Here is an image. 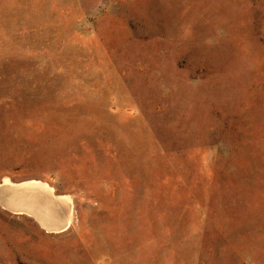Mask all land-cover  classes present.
Listing matches in <instances>:
<instances>
[{
	"label": "rangeland",
	"instance_id": "rangeland-1",
	"mask_svg": "<svg viewBox=\"0 0 264 264\" xmlns=\"http://www.w3.org/2000/svg\"><path fill=\"white\" fill-rule=\"evenodd\" d=\"M6 179L0 264H264V0H0Z\"/></svg>",
	"mask_w": 264,
	"mask_h": 264
},
{
	"label": "crops",
	"instance_id": "crops-1",
	"mask_svg": "<svg viewBox=\"0 0 264 264\" xmlns=\"http://www.w3.org/2000/svg\"><path fill=\"white\" fill-rule=\"evenodd\" d=\"M33 196L32 188H15L2 185L0 186V207L6 213L22 219L32 216L41 222L43 228L63 232L69 221L66 213L57 207L45 206L43 208L35 204Z\"/></svg>",
	"mask_w": 264,
	"mask_h": 264
},
{
	"label": "bare ground",
	"instance_id": "bare-ground-1",
	"mask_svg": "<svg viewBox=\"0 0 264 264\" xmlns=\"http://www.w3.org/2000/svg\"><path fill=\"white\" fill-rule=\"evenodd\" d=\"M33 184H34V185L41 186L39 183L34 182V181H33ZM5 185L8 186V187H11V186L16 187V186H17V185H15V184H13L9 179H6V181H5ZM26 185H28V184H26ZM41 187L44 188V189H46V190H48V191L52 194V188H50V187H48V186H46V185H45V186H41ZM10 189H12V188H10ZM65 199H66V197H65ZM69 221H70V219H69ZM69 225H70V223L67 225L65 231L68 230Z\"/></svg>",
	"mask_w": 264,
	"mask_h": 264
}]
</instances>
